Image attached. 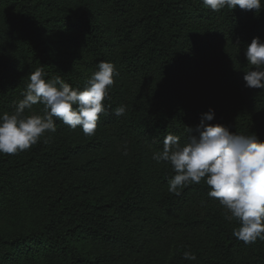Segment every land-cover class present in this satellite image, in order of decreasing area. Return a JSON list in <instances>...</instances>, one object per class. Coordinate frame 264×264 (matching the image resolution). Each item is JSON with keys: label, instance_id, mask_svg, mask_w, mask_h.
<instances>
[{"label": "trees", "instance_id": "16d2710c", "mask_svg": "<svg viewBox=\"0 0 264 264\" xmlns=\"http://www.w3.org/2000/svg\"><path fill=\"white\" fill-rule=\"evenodd\" d=\"M261 3L255 12L202 0H0V114L15 111L37 68L81 90L101 61L118 72L94 135L57 118L29 149L0 153V202L24 216L15 232L0 230V264H264V239L233 235L239 225L206 178L177 195L171 164L153 159L169 133L187 142L210 109L208 123L264 140V89L243 81L247 45L264 41ZM33 202L43 218L27 230Z\"/></svg>", "mask_w": 264, "mask_h": 264}, {"label": "clouds", "instance_id": "9594fccd", "mask_svg": "<svg viewBox=\"0 0 264 264\" xmlns=\"http://www.w3.org/2000/svg\"><path fill=\"white\" fill-rule=\"evenodd\" d=\"M202 4L213 11L237 6L245 11L262 9L261 0H202ZM244 56L252 66L243 75L244 86L264 89V41L254 37ZM97 67L82 90L73 89L60 77L46 81L42 67L31 73L15 111L0 114V153L29 149L47 133L56 132L57 118L73 130L79 126L86 136L94 135L100 116L106 112L103 101L118 75L111 62L101 61ZM37 103L45 106V114L25 115V110ZM125 111L121 105L114 114L122 116ZM213 119L214 110L210 109L194 130L188 129L190 136L183 144L179 136L169 133L163 150L153 159L171 164L175 175L169 181L170 192L179 195L180 189L206 178L208 195L218 200L226 219L239 225L233 235L246 244L264 239V140L254 133L237 134L226 126L208 123ZM183 257L196 259L190 251Z\"/></svg>", "mask_w": 264, "mask_h": 264}, {"label": "rangeland", "instance_id": "374dc122", "mask_svg": "<svg viewBox=\"0 0 264 264\" xmlns=\"http://www.w3.org/2000/svg\"><path fill=\"white\" fill-rule=\"evenodd\" d=\"M5 11L0 8V15L4 14ZM0 38L3 41L4 45L8 48L9 47V40L6 35V29L3 23L1 22L0 18ZM38 115L37 112L31 111L29 115ZM43 209L41 208L40 204L37 202L30 203L29 211L26 215L27 222L25 229H30L31 227H36L39 225L43 218ZM24 216L21 215L16 207L13 205H8L4 202H0V230L8 233H13L16 230V227L20 225L23 221Z\"/></svg>", "mask_w": 264, "mask_h": 264}]
</instances>
